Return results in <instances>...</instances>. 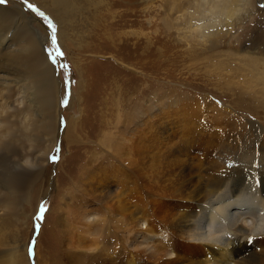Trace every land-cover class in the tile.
Here are the masks:
<instances>
[{"label":"bare ground","instance_id":"obj_1","mask_svg":"<svg viewBox=\"0 0 264 264\" xmlns=\"http://www.w3.org/2000/svg\"><path fill=\"white\" fill-rule=\"evenodd\" d=\"M33 1L54 17L62 44L75 34L80 47L95 32L96 47L97 31L105 20L102 2ZM165 2L168 28L196 32L207 48L234 39V46L245 52L242 60L248 67H234V109L204 96L176 90L165 94L147 83L138 93L126 91V107L121 101L114 126L101 129L99 139L100 148L115 151L121 169L134 174L136 182L128 213L120 212L111 224L124 230V224L139 223L137 248L145 251H127L131 264H264V0ZM153 7L148 4L146 9ZM37 19L17 4H0V264H30L25 229L19 223L25 216L23 203L34 189L48 196L49 186L43 190L46 167L58 150L59 136L67 132L60 112L66 93H59L65 84L46 53L42 27L34 25ZM154 20H149V27ZM247 22L251 25L242 34ZM152 44L151 40L147 46ZM161 101L180 104L181 109L174 111L175 117H163ZM193 117L223 131L215 138L217 145L206 141L199 148H187L191 141L184 139L180 128L184 120L190 133L196 130L199 124L193 123ZM194 150L201 151L202 159ZM97 161L96 157L92 165L86 164L83 176ZM114 229L105 224L101 238L94 239L100 257L109 250L118 255L120 243H110ZM105 258L106 264H114Z\"/></svg>","mask_w":264,"mask_h":264},{"label":"rangeland","instance_id":"obj_2","mask_svg":"<svg viewBox=\"0 0 264 264\" xmlns=\"http://www.w3.org/2000/svg\"><path fill=\"white\" fill-rule=\"evenodd\" d=\"M98 1L102 2L101 15L104 11L105 20L101 25L102 30L97 31L100 38L95 41L96 47L93 44L95 32L90 38L81 41L80 47L77 46L75 34L72 35V41L62 44L54 17L33 0L27 2L35 6V11L27 7L25 0H7L3 4H17L21 11L34 13L38 18L34 25L42 27L39 29L46 39V53L58 68L57 74L65 84L60 87L59 93H66L60 112L62 127L67 132L66 135L63 132L59 136L58 150L50 155L49 165L46 167L43 190L49 186L48 196H43L37 189L32 190L28 202L23 203L25 216L19 218L21 229H25L23 238L28 243L30 264H36L37 255L39 264H106L104 261L107 256L114 264H131V256L127 251L135 252L137 245H140L136 238L140 225L132 222L124 224V230L117 227L114 229L110 219L116 218L120 212L128 213V202L132 201L130 195L134 193L131 189L136 187L135 177L121 169L115 151L109 154L100 148L101 129L114 126L119 114L118 105L122 101L126 107L128 102L126 91L130 88V92L138 93L139 88L145 87V83L152 84L156 90L165 94L176 90L204 96L216 104L231 105L234 109V67H248L247 61L242 60L246 56L245 52L234 46V39L229 44L222 43L216 48H207L209 45L203 44L196 32L187 30L188 33H180L176 28H168L165 21L170 20V16L165 12V0L150 3L146 0ZM148 4L154 6L153 10L147 11ZM41 12L44 16L40 15ZM151 18L155 19L154 25L149 27ZM49 20L57 29L56 44L51 42ZM80 21L86 24L83 18ZM250 25L248 22L243 25L241 33L247 34ZM151 40L153 44L147 46ZM97 45L101 47L98 48ZM129 47L132 49L129 50ZM261 54L264 56V53ZM132 63L135 64L131 65ZM130 66L140 68L133 69ZM32 97L35 99L34 94ZM161 102L164 105L161 107L166 111L163 117H175L174 111L181 109L180 104L177 106L172 102ZM192 119L195 125L199 124L196 130L193 129L190 133V127L184 120V125L180 128L186 134L184 139L188 138L191 144H196H188V149L199 148L206 141L214 144L223 133L216 125L204 123L195 117ZM176 141L182 143L180 138ZM210 148L216 151V148ZM194 151L202 159L201 151ZM53 156L56 160L51 159ZM96 157L98 161L95 167L83 176L85 166L92 165V160ZM124 179L128 181L122 184ZM51 181L52 184L49 185ZM110 182L112 187L108 186ZM105 204L111 207V211ZM41 206L43 213L40 211ZM105 224L114 229L109 235L110 243H120L115 250L118 255L112 254L110 250L105 252L107 256L100 257L97 254L99 245L95 246L94 239L101 238L100 230ZM115 236L117 240L114 239ZM140 249L145 251L144 247H138L137 253L141 252Z\"/></svg>","mask_w":264,"mask_h":264},{"label":"snow or ice","instance_id":"obj_3","mask_svg":"<svg viewBox=\"0 0 264 264\" xmlns=\"http://www.w3.org/2000/svg\"><path fill=\"white\" fill-rule=\"evenodd\" d=\"M7 2V0H0V4H5ZM26 4H27V7L30 9V10H36L35 9V6L31 3H28L27 0H25ZM41 16H44V13L41 12L40 13ZM48 28L51 30V42L52 44H56L57 43V29L55 27V25L53 24V22L51 20L48 21ZM62 55V53H59ZM65 67H67L65 65ZM67 83V82H66ZM52 160H56V157H51ZM41 213H43L44 209L43 207L41 206V209H40Z\"/></svg>","mask_w":264,"mask_h":264}]
</instances>
